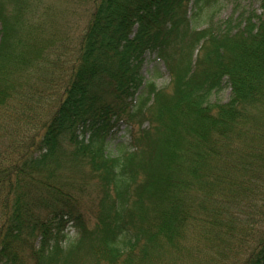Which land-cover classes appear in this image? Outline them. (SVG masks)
Wrapping results in <instances>:
<instances>
[{
  "label": "trees",
  "instance_id": "trees-1",
  "mask_svg": "<svg viewBox=\"0 0 264 264\" xmlns=\"http://www.w3.org/2000/svg\"><path fill=\"white\" fill-rule=\"evenodd\" d=\"M216 1L0 0V264H264V0Z\"/></svg>",
  "mask_w": 264,
  "mask_h": 264
},
{
  "label": "rangeland",
  "instance_id": "rangeland-1",
  "mask_svg": "<svg viewBox=\"0 0 264 264\" xmlns=\"http://www.w3.org/2000/svg\"><path fill=\"white\" fill-rule=\"evenodd\" d=\"M74 1V0H73ZM46 8L49 10V5H55L56 0H43ZM214 10L210 8H205L200 11V14H194L193 18H197L199 23L198 27L206 25L207 21L212 19V21L223 20L235 13V11H239L245 7L256 8L259 7L257 0H217L215 3ZM70 7H73V2H70ZM191 11V7H190ZM193 11V9H192ZM259 12V10H257ZM75 13L73 14L74 18ZM198 22V21H196ZM142 73L145 80H152L158 85L166 83L169 79L168 73L163 66V64L159 60H152V57H147L142 67ZM230 94V87L225 85L220 91L212 94V100H221L226 101ZM127 123H120L117 131L113 134L111 141L116 142L117 140L123 141L127 140ZM74 231L72 228H68L69 237H73Z\"/></svg>",
  "mask_w": 264,
  "mask_h": 264
}]
</instances>
